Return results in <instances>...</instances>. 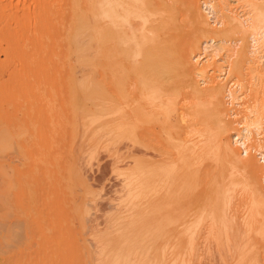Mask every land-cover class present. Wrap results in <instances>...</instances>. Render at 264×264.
Listing matches in <instances>:
<instances>
[{
	"label": "bare ground",
	"instance_id": "obj_1",
	"mask_svg": "<svg viewBox=\"0 0 264 264\" xmlns=\"http://www.w3.org/2000/svg\"><path fill=\"white\" fill-rule=\"evenodd\" d=\"M33 1H18L17 5L11 3L12 7L9 4L10 9L16 7L13 9L17 15L9 12L12 19L5 23L10 31L7 36L4 29L6 34H2L12 42L9 49L12 50L10 46H16V42L17 46L18 43L22 45L20 53L14 51L17 58L13 59L16 56H12L10 50L6 51L8 39L7 44L2 41L7 45L2 50L7 57L0 61V69L21 67L40 71L53 67L54 70L50 79L44 78L45 81L35 88L28 81L29 74L25 86L20 85V97L17 98L12 83L8 85L7 79H2L0 84V87L7 85L1 89L3 93L8 86L13 89L7 90L10 96L6 93L5 100L0 98L6 107L0 103V264H200L199 251L191 243L189 229L184 227L186 230L177 231L180 232L175 234L179 235L178 243L170 245L168 228L170 225L181 226L178 220L184 213L182 196L204 179H200L198 166L195 167V162L203 155L213 154L218 170L223 168V157H226L223 161L230 159L235 171L242 169L241 177L236 176L237 181L231 175L229 185L231 181L235 182L232 186L241 184L250 196L249 210L242 223L244 227L251 229L259 218L264 217V192L259 185V166L256 164L262 162L245 148L252 135L249 127L259 130L258 119L264 112V101H254L243 121L238 123L244 122V128L230 133L222 107L237 100L235 92L227 87L222 95L218 87L212 86L204 96L199 82L194 80L197 78L194 76L203 75V67L192 64L204 57L201 53L195 54L201 34L208 37L211 36L208 33L214 34V38L208 40L213 44L217 42L216 38L234 27L237 32L244 33L242 36L252 31V37H249L253 44L248 53L253 59L264 62V11L257 0L247 1L252 10H249L252 12L250 26L246 24L250 18H243L245 21L241 22L232 17L229 27L221 31H211L208 26L210 22L207 21L215 20L217 15L210 2L197 6L191 0H154L155 3L151 2L158 7L159 16L150 18L154 13L144 0H82L86 6L82 8L90 9L91 16H94L91 18L88 17L90 12L87 11L86 17V13L78 10L81 0H68L66 2L70 1L73 9H66L69 14L66 13L65 29H69L71 38L64 54L55 52L54 48L46 51L45 36L44 40H38L47 34L54 24L53 19L60 18L61 14L56 16L54 12L58 4L55 0L42 6L39 4L40 11L37 12ZM180 12L188 16L193 32L182 33L184 36L179 37L177 30L182 31V28L172 17ZM18 17L26 22L28 18L29 22L19 23ZM62 17L63 23L66 20ZM87 18H96L94 24L89 25L92 21L88 22ZM132 18L139 19L135 27ZM31 20L38 21L36 30L29 28ZM2 34L0 38L3 39ZM177 38L181 41L179 45H176ZM220 43L224 45L222 41ZM34 49L37 53L38 50L46 52L44 56L36 55L37 59L31 54L26 57V52ZM207 49L203 47L204 51ZM215 54L213 57L217 56ZM252 62L254 66L255 61ZM177 75L184 86L176 83ZM184 91L186 95H183ZM13 96L15 100H23L22 106L15 103L18 109H25L22 118L15 114L8 117L11 112L8 114L10 108L7 107L13 102ZM33 102H37V109L43 110L46 116L43 119L44 113L38 112L43 121L40 124L31 121L33 124L29 125L27 120L33 114L34 120L38 117ZM229 113L226 114L229 118L236 116L233 111ZM191 134L198 140L192 141V137H188ZM236 146L240 155L233 148ZM258 147L261 151L262 147ZM249 155L257 161L249 159ZM218 178L212 177L210 184H218ZM212 189L217 191L214 186ZM211 190L210 194L213 193ZM226 192L223 193L224 199ZM212 199L218 200L213 196ZM222 199L217 204L209 201L214 204V208L212 203L209 204L211 208L208 210L213 211L210 215L216 216L211 222V237L220 232L222 237L225 228ZM180 206H183L182 210ZM17 210L19 213L15 214ZM11 216L17 220H7ZM21 221H29L27 226L35 228V236L36 232L39 233L38 245L33 250L28 251L30 245L24 242L28 247H19L22 244L17 245L18 238H15L18 240L14 243L16 245L10 243L11 236L17 237L15 232H22L17 229L20 225L17 223ZM23 231L30 236L31 232ZM247 261L253 264L252 258Z\"/></svg>",
	"mask_w": 264,
	"mask_h": 264
},
{
	"label": "rangeland",
	"instance_id": "obj_2",
	"mask_svg": "<svg viewBox=\"0 0 264 264\" xmlns=\"http://www.w3.org/2000/svg\"><path fill=\"white\" fill-rule=\"evenodd\" d=\"M18 1L20 3L22 0H17V1H15V0L14 1L13 0H0V34H2L5 31L4 29H6L7 30L6 33H7V36H8V32L10 30H9L8 24L5 23V22H7V21L10 22V18L11 17L9 18V16H8L9 12H10V14L13 13L14 16L17 15L16 10L13 9V8L16 9V7L14 6L12 9H10V8L14 4L17 5ZM29 1L30 0H28V2ZM51 1H53V0H34L33 2L35 4L34 5L35 6V9L37 7L36 10H37V12H39L40 11V9H39L40 7H38V6H40V5L42 6L43 3L44 4L45 3H49ZM55 1L58 4L57 8L58 7L61 8V9L58 8L59 11L61 10L60 13H59V11L57 12V8L55 9L56 11L54 10V12L56 13V16H58V14H61L59 16L61 18L64 15L65 17L63 16L62 17V20H63V18H65L66 21H63V23H62L60 18H56L55 17L53 19V23L54 24H52L51 28H49L48 30L46 29L47 30V32H46L47 34L42 35V38L40 36L38 40L39 41L42 40V39L44 40V36H45V40L44 41H47V42H45V45H48V47L45 46L46 47V51L47 50L49 51V48H51L50 50H52L54 48V51L56 50L55 52H59V54H61V52H63V54H64L67 51V49L65 48V47H67V45H66L68 43L67 41H69L70 38H71L70 37V34L71 33H70L69 29H65V28H67L65 26V24H66L65 22H67V17H68L69 11H71L73 9V7L71 6L70 1H69L70 5H69V3H67L68 0H61L63 2H61L60 0H55ZM55 1H53V2H55ZM151 1L154 2V0H144V2L146 4H148L149 8L154 13V14L152 13L153 14V17L150 16V18H154V17L156 18V16L157 17L159 16V11L157 10L158 7L154 4L155 2L153 3ZM166 1H173V0H166ZM183 1H185V0H183ZM191 1H193V2L195 1L194 3L197 6H201V4H203L204 2H210L211 4L213 3L212 6L214 7L213 9L216 11L217 15H216V18H215L216 21L214 19H212L214 21L211 20L213 23L211 21H209V20L207 21V22H210V24L208 23V26L210 25L209 28L211 29V31H221V30H224V28H226L227 26L229 27V25H230V24L228 25L229 19L230 18L232 19V17L234 19L235 18H238L241 22H244L245 20H248V18H250V17L252 18V12H251L252 10L250 9V7H248L249 5L247 3V1H249V0H246V1L245 0H208V1L207 0H191ZM243 1H245L246 3L243 2ZM33 2H32V4H33ZM83 2L84 1L81 0L80 3H82V5L80 4V7L81 8H79L78 10L82 11L83 13H86V17H87V14H88V12H90V9L87 8V11H88L87 12L86 11V8H84V7H86V6H84L85 3L83 5ZM11 3L12 4L14 3V4L12 5ZM61 3H63L66 6L68 5L69 8L68 7H65L64 5L62 7L61 6ZM65 3H67V4H65ZM243 3H244V5H243ZM257 3H259L258 5H261L259 7L262 8V10L264 11V9H263L264 8V5H263L264 4V0H260V1L257 0ZM9 4H10L11 7L9 6ZM34 6H32V7H34ZM82 6H84L83 7L84 9L82 8ZM62 9L64 10V12H63ZM66 9H68L69 11H67ZM249 10H251V11H249ZM32 13H33V11H32ZM55 13H53V14L55 15ZM66 13H68V14L66 15ZM228 16H229V18H227ZM88 17H91L92 18L94 16L93 15L91 16V12H90L88 14ZM187 17L188 16L184 15L183 12H180L178 14L176 13V15H173V17H172L173 20H176L175 21L176 23L178 22L177 24L179 25V27L182 28V31H181V29L179 31L177 30V33H179V37L180 36H184L185 34L186 35L187 34H190V32H193V28H192V26L190 24L191 21H189V19ZM91 18L90 19L87 18V21L88 22L90 20L92 21V23L89 22L90 23L89 25L94 24L93 23L95 21L94 19H96V18H93V19H91ZM251 18L248 21V23H246L247 24V27L250 26L248 24H252V23H249V22H251ZM18 19H19V17H18ZM18 19H17V21L19 23L20 22L21 23L26 22V21L21 20V19H19L20 20L19 21ZM97 19H99V18H97ZM100 19L103 20V18H100ZM26 20H27V22H29L28 21V18H26ZM54 20H56V21H54ZM131 20H132V24L135 23L134 24V27L137 26V24L139 23V19L138 18H132ZM22 21H24V22H22ZM34 21L35 22H33V20L30 21L29 28H31V29L33 28L34 29L35 26H36V28L39 27L38 21L37 22H36V20H34ZM58 22L59 23L61 22V25L64 26V28H62L63 30L61 29V27H63V26L58 25L59 24ZM58 28L60 30H62V31H59ZM50 29H51V32H50ZM57 29H58V31H55ZM34 30H36V29H34ZM230 30H232V31H230ZM230 30H228L229 33H228V31H226V32L223 33L224 35L222 34V36L220 38H216L215 39V42L216 41L217 42L216 43H213V44L211 42L208 43V40L210 38H214V36H213L214 34L212 35V33H208V34H211L210 37H208L209 35H205V33H203L204 35L201 34V36L199 37L200 38L199 39L200 40V43H199L197 49H195L196 50L195 51V54H200L201 53L202 54L201 57H203V56L204 57L201 58L203 60L197 59L194 62H192V64L194 63L193 65H195V67L196 66L201 67V68L203 67L202 68L203 70L201 69L202 71H204V72L201 71L203 73V75H202L203 77L202 76L201 77L200 76L199 77L198 76H194V78L197 77L194 80L196 82H199L197 84L200 86V88L204 91L205 94H206L205 91H208L209 89H211L212 86L214 88L215 87H218L219 88V91L221 92V94L225 92V90H226L225 88H227V87H229V88L231 87V90L233 92H235V95L234 96H235V99H237V100H234L232 102L233 104L231 103L230 105H226V104L223 105V103H222V105H223L222 108L224 109L223 111L225 113L226 123L228 124V128L230 130V133L231 132L234 133L235 130H237V131L239 130L238 127H241L240 128L241 130L244 128V126H245L244 125V122L241 125H238V123L241 122V120L243 121L244 116L247 115V113H248L247 112V109H249V107L253 104V102L254 101H257V100H259V101L263 100L264 101V62L262 60L253 59V57L250 56L249 53H248L250 51V48L249 47L252 46V44H253L252 39H250V37H249V36L252 37V33H251L252 31L250 32L248 30L250 35L248 33H246L244 36H242L244 33L242 34L241 32H237L238 31L237 28L234 27L233 29H230ZM250 30H251V28H250ZM57 32H59L60 34L57 33ZM63 32H64V34H63ZM6 33H3V34H6ZM53 33L54 34L57 33V34L55 36H53ZM66 33H67V35H66ZM182 33L184 35H182ZM3 34H2V37H4ZM46 35H48V38H47ZM49 36H51V37H49ZM55 37L57 38V40H56ZM60 37H62V38L59 39V40H62V43L63 44L61 43V41L59 42V40H58V38H60ZM4 38L3 39L0 38V39H2V40H0L1 43H2V44L0 43V61L5 60L6 59L5 57H7L6 56L7 53L5 55L4 52L2 51L7 46L6 45L7 44V41H8V49H6V51L7 50H10L9 52L12 54V56H16L13 59L17 58V54H14V51H17L18 50V52L20 53L21 50L19 51V47H20V44L21 43H18V46H17V42H16V46L13 45L14 47H16V50H13L14 47L11 45L10 46V48H12V50H11V49H9V45L12 42L10 43V40H9L8 37L7 38L4 37ZM34 39H36V38H34ZM54 39H55V41H54ZM218 39H220V41H218ZM3 40H5V41L7 40L6 41V44H4L5 41H4V43L2 42ZM38 40H36V41H38ZM49 40H52V41H49ZM177 40H174V41H175V43L177 41L176 45H179V43H181V41L178 38H177ZM221 41L223 42L222 44H224V45H221V43H220ZM49 43L51 44V46H49L50 45ZM13 44H15V42ZM56 45H57L58 48L55 47ZM62 46L64 48H62ZM205 46L208 48L206 51L203 50V47H205ZM21 47H22V49H23V47L25 48V46H21ZM214 49H215V51H214ZM36 51L37 50H35V49H34V51H31V50L29 51L28 50L26 52V57L27 56H30V54L33 55V56H35V57H36V55L37 56L38 55L44 56V54L46 52L45 51L43 53L42 50H38V52L40 51L39 53L42 54L41 55V54L37 53ZM34 52H36V53H34ZM213 52L214 53L216 52L217 56L213 57V55H214ZM19 53H18V55H20ZM209 54H211V55L213 54L212 57ZM37 58L38 57H36V59ZM251 58L255 61L254 62V66H253V62H252L253 60ZM16 68L17 69H14V67H8V70H5V69H2L1 70L0 69V77H1L0 84H1V82L4 79H7V83L6 84L9 85V84L12 83V85L15 86V88H14L11 85V87L14 89V91H13V89L12 90L9 89V86H8V89L7 90H11V91L15 92L16 94L18 93L15 96V98L20 97V95H19V91L20 90L19 89H21L23 85L25 86L26 81H27V78L29 77V74H30L31 78L29 77V80L28 81L31 83V85H33V88H35V87H37L38 83H40L42 81H45V79H47L48 77H49L48 79H50L53 76V70H54L53 67H48L46 69L43 68L44 70L40 69V71H38L39 69H37V68H33L30 71H29V69H25V68L23 69L21 67H16ZM14 70H15V72L16 71L17 72L14 73ZM175 71H177V70H175ZM32 73H33L34 76L32 75ZM37 73H39V74H37ZM18 76H20V77H18ZM54 76H56V75L54 74ZM11 77H13V78H11ZM14 77H16V78H14ZM177 77L180 78V79H178V78L175 77L176 83L179 84V85H181V86L182 85L184 86L183 81H182L180 75H177ZM219 77H221V78H219ZM30 79H32V81ZM177 79L180 80V81H182V83L180 81H178ZM2 85H3V87L5 86L4 84H2ZM20 85H22V86L20 87ZM6 86L4 88H6ZM3 87H0V91H2L1 89H3ZM7 90H6V93L9 95L10 94V91H8L9 92L8 93ZM185 92L186 91H184V93ZM1 93H3V91ZM6 93H3L2 95H0V98H3L4 99L5 96L7 95ZM15 93H13L12 95H15ZM205 94H204V96H207V94L206 95ZM183 95H186V93L183 94ZM9 96H7V97H9ZM238 96H239L240 99H238ZM9 98H8L7 104L9 103ZM12 98L15 100L14 96ZM18 99H20V98H18ZM18 99L15 100L16 102L13 100V102L10 101L12 103H9L8 104L7 109L10 108L9 110H7L8 111V114H9V112H11V114H12V116H11V114H9L8 117H13L14 114L17 115L19 118H22L23 117V115L25 113V111H24L25 109L24 110H21L23 107L22 108L20 107V109H18L19 108L18 105L22 106V103L21 102L23 100L21 101V99H22L21 98L18 101ZM204 99L206 101H208V97H205ZM4 100H3V102H5ZM187 100H186V102H189L190 99H187ZM3 102H0V103H2V105L4 106L3 108H6L5 105H4L5 103H3ZM15 103L18 104V105L15 106ZM33 103H34L33 107L35 106L34 109L37 110L34 113H36L38 115V117H37V115H35V117H37V118H35V120H34V118H33L34 114H33L32 117L30 118V120L29 119L27 120V121H29V122H27L29 125H32L33 124L31 121H33L35 124H40L43 121V119L45 118V116H46V114L43 112V110H38L37 109V102L36 103L33 102ZM14 106L16 107L15 111H14V108H15ZM19 110H21L22 112L19 111ZM231 111H233L236 114V116L234 118L233 117L232 118L231 117L229 118V116H227L228 114H230L229 112H231ZM38 112H40L41 114H43V113L45 114V115L44 114L42 115L43 116V119H42V117H40L41 115ZM18 117H16V118H18ZM38 118H40V119H38ZM258 121L260 123V125L258 127V129H259L258 131L257 130H254L255 128H251L252 126L249 127V129H251L250 131L252 132V135H251V137L248 140L250 141L251 146H257V147L258 146L259 147L261 146L263 148V140H261V139L259 140L258 138H256L255 135H257L258 137H260V136H262V133L264 132V112H263V114H260ZM241 130H239V131H241ZM252 130H254V131H252ZM194 134L196 136V133H194ZM195 136H194V139H193L192 134H191V136L189 135L188 137H192V139H193L192 141H197L198 139H201L200 138V135L199 136H196V138L198 137L197 140L195 139ZM247 144H248V142H247ZM233 148H234L235 151H237V153L239 155L241 154L239 152V147L238 146H236V148L235 147H233ZM201 157L197 160V162H195V167L198 166L196 169H198L199 172H200L199 173L200 176H201L200 179L201 178H204V179H202L203 181L200 180L201 182H199L200 183L199 186H202V187L199 188V186H196V187L193 186L194 188L192 187L193 188V189H191L192 191L189 190V191L185 192L184 195L182 196V198H183L184 201L183 200H180V201H183V206L184 207L183 206H180V208L183 207L184 213H182L183 214L182 219H184V221H182V219L179 218L180 220H178V222L180 221L181 226L173 225V226H176V228L178 226L177 229L175 227H173V226L170 225V228H168V229H170L169 230L170 232L168 233V236L170 235L169 236V240L170 241L168 240V242L170 243V245L173 244V243L175 244L176 241L178 243V239L179 238L177 239V237L179 235L178 236L175 235L176 232L177 231H181V229L183 230L185 228L186 229L188 228L189 230L188 229L187 230L190 232L189 238L191 239V243H193L194 246L199 251L198 252L199 253L198 262H200V264H248L247 263L248 262L247 259H250V258H252L253 264L254 263L255 264H264V220H263L264 217L263 218H259V222L256 223V224H254L253 227H251V229H248L250 227L245 228L244 227L245 225H243V224H244V220H245L244 218H245V216L247 214L246 212L249 210V205H250L249 204V201L251 203V200L249 198L250 196L248 194H246V192L242 189V185L241 184L240 185L238 184V185L232 186V184H234L235 182L234 181L233 182L231 181V183H232L231 186L232 187L229 185L230 184V177H231V175H232L231 178L234 177L235 179H233V180L237 181L236 180V176L239 177L241 175V173H243L242 169H238V170L235 171V169H232L233 166L231 164L230 159H229V161H227L228 158H227V160L225 159V161H226L225 162V161H223V159L226 158V157H223L222 156L223 159H222L221 162L224 165H223V168L220 169L221 170L220 171V170H218V168H216L218 166L217 165V160L215 159L216 157H214L213 154L207 155V157L206 156L204 157V155H203V158H201ZM222 157H220V158H222ZM200 159H201V161H200ZM249 159H252L254 162L257 161V159L255 157L251 156V155H249ZM215 163H216V165H215ZM256 164L259 166V171H258V174H259V185H260V187L262 188V190L264 192V183H263L264 182V164L258 163V162H256ZM224 166H225V168H224ZM9 170H11L10 167H9ZM220 173H221V175H220ZM206 175H209V176H206ZM214 176H216V177H214ZM206 177L209 178V180ZM212 177L214 179H217L219 177L218 178L219 182H218V180L216 181L218 184H216V185H215V183L210 184L211 183L210 179ZM207 181H209V182H207ZM228 185H229V187H228ZM213 186H214V188H216L214 190H217L216 192H218L220 196L217 194V197H216V192L213 191V189H212ZM210 190H211V192L213 191V193L215 192V194H213V193L210 194ZM225 191H227V192L225 194V199H224V194L223 193ZM206 193L209 194V195H207ZM185 194L187 195V197H184ZM212 196H213V198L215 197V199H218L220 197L219 198L220 200L222 199L221 196H223V199H222L223 201H221V202L222 203L224 202V204H222V203H220V204L224 205V209L222 208L223 210H225V212H223L224 213V218L223 219H225L226 221H228V222H225V220H224V222H223V227H225L224 229L226 230V231H224V229H223V232H224V234H226L228 232V234H226L225 237H224V234L222 232V237H221V235H220L221 232H220L217 236L216 235H215V237L213 236L214 239H213V237H211L213 235L212 232H211L212 231L211 228H213V227H211V225H213V224L211 222H212L213 219H216V216H214L213 214L210 215L211 213H213V211L211 212V209L210 210H208V209L211 208V206L209 205L210 203L214 202V204H217L216 202L217 201H220V200L219 199L217 201L216 200L214 201L213 199L211 200ZM228 197H229V199H228ZM28 201L26 202L27 204H28ZM209 201H212V202L209 203ZM214 204L212 205L213 208H214ZM222 205H221V207H222ZM205 208H207V209H205ZM180 210H182V208ZM192 210H194V212ZM212 210H214V209H212ZM14 212L13 213L11 212V214H10L13 217H14ZM18 213L19 212L17 210V213L15 212V214H18ZM185 214H186V216H185ZM195 214H197L196 217H195ZM12 216H11V218L8 217L7 220L13 221V219L14 220L16 219V218H13ZM20 217H18V219ZM22 218L23 217H21V219ZM195 219H196V221H195ZM231 219H233V220H231ZM240 219H242V220H240ZM28 222L29 221H27V223ZM27 223L24 222V221H21L20 223H17V225L20 224V225L17 226V229L20 228V230H22V232H20V231L17 230L18 232H15V234L17 233V237H16V235H14V237L11 236V238L14 240V242L11 239L10 240V243L11 244L12 243L14 244V243H16L19 240L17 242V245L18 244H22L23 245V246L22 245H20V246L18 245L19 247H25V246L28 247L27 246L28 244L30 246L32 245L33 247H30L29 246V249H28V251H29V250L35 249L36 246L38 245L36 243L39 242V235H38L39 233L36 232V235L37 236H35L34 235L35 228H32L31 225H30V228H28ZM261 226H263V227H261ZM172 227L175 228V230H174L175 233H174V231H171L173 229ZM27 228H28V230H26ZM244 229L245 230L248 229V231H244ZM23 230H25V232H28V231L31 232L30 233V236L29 235L26 236L25 233L23 234V232H24ZM209 231L211 232L212 235H210V232ZM29 232H28V234H29ZM19 233H20V235H19ZM32 233H33L34 237H33ZM178 233H180V232H177V234ZM21 235H22V238H20ZM191 236H193V237H191ZM23 237H25V238H23ZM15 238L16 239L18 238V240H15ZM35 238H36V240H34ZM31 240H32L33 244L31 243ZM172 241H174V242H172ZM23 242L25 244H27V243L28 244L25 245ZM34 242H35V247H34ZM14 245H16V244H14ZM245 252L247 254H245ZM239 255H242L243 257L239 258L240 257ZM244 258H245V260H244Z\"/></svg>",
	"mask_w": 264,
	"mask_h": 264
},
{
	"label": "built area",
	"instance_id": "obj_3",
	"mask_svg": "<svg viewBox=\"0 0 264 264\" xmlns=\"http://www.w3.org/2000/svg\"><path fill=\"white\" fill-rule=\"evenodd\" d=\"M240 128L241 127H238L239 130H241ZM255 136H256V138L263 140V148H262V150L259 151V149H257V147H251L250 141H247L248 142V145H247L248 147L245 146V148H247V150L249 152L254 154L260 160V162L264 163V132L262 133V136H260V137H258L257 135H255ZM247 142H246V144H247Z\"/></svg>",
	"mask_w": 264,
	"mask_h": 264
}]
</instances>
